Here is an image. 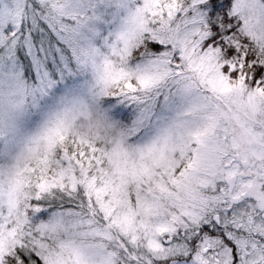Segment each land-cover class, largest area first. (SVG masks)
Segmentation results:
<instances>
[{"label":"snow or ice","instance_id":"6c2138e0","mask_svg":"<svg viewBox=\"0 0 264 264\" xmlns=\"http://www.w3.org/2000/svg\"><path fill=\"white\" fill-rule=\"evenodd\" d=\"M0 264H264V0H0Z\"/></svg>","mask_w":264,"mask_h":264}]
</instances>
